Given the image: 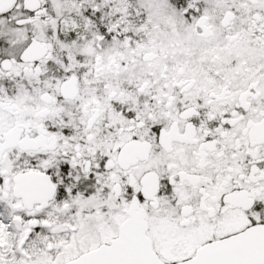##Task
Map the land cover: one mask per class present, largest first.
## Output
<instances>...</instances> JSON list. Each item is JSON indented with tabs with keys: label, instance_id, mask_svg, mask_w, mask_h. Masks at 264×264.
Masks as SVG:
<instances>
[{
	"label": "snow or ice",
	"instance_id": "snow-or-ice-1",
	"mask_svg": "<svg viewBox=\"0 0 264 264\" xmlns=\"http://www.w3.org/2000/svg\"><path fill=\"white\" fill-rule=\"evenodd\" d=\"M0 264H264V0H0Z\"/></svg>",
	"mask_w": 264,
	"mask_h": 264
}]
</instances>
